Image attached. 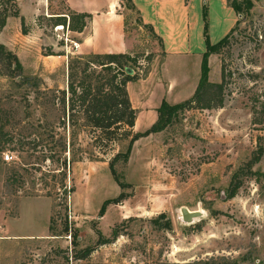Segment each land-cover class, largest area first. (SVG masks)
Segmentation results:
<instances>
[{
  "label": "rangeland",
  "instance_id": "rangeland-1",
  "mask_svg": "<svg viewBox=\"0 0 264 264\" xmlns=\"http://www.w3.org/2000/svg\"><path fill=\"white\" fill-rule=\"evenodd\" d=\"M67 1L85 8L96 2ZM162 1L132 0L135 8L120 3L122 28L141 46L131 54L137 76L157 53L138 15L158 19ZM166 1L168 19H188L191 36L202 28L204 35L206 21L207 36L216 42L233 19L221 0ZM226 1L243 6L208 69L209 81L222 82L221 106L176 112L161 132L135 140L128 160L114 163L123 188L108 162L128 140L110 149L94 146L83 108L68 99L66 65L57 69L54 59L45 64L40 57L61 48L69 50L68 60L89 53L76 52L71 42L76 38L64 0H53L50 12L69 13L68 20L37 15L24 20L26 33L21 21L18 27L9 21L22 52L19 68L0 53V264H65L69 230L73 252L88 251L77 264H222V258L264 264V154L251 166L255 174L239 172L234 180L240 186L228 195L233 174L247 167L258 145L264 148V0H247L249 7L246 0ZM15 10L19 14L17 0H0V20L8 14L4 25L19 17ZM100 18L114 40L115 20ZM4 152L13 158L5 161ZM121 192L126 198L119 204L104 205ZM182 207L202 214L184 222ZM160 213L165 216L155 223Z\"/></svg>",
  "mask_w": 264,
  "mask_h": 264
},
{
  "label": "crops",
  "instance_id": "crops-1",
  "mask_svg": "<svg viewBox=\"0 0 264 264\" xmlns=\"http://www.w3.org/2000/svg\"><path fill=\"white\" fill-rule=\"evenodd\" d=\"M121 1L122 0H96V2H94L95 4L92 3L85 8L79 5L71 7L69 1L64 0L70 13L86 12L91 15L90 18L86 20V25L81 31L69 29L75 35V41L78 43L76 52H79L81 49L85 52L93 53L133 54L138 48H141V46H139L140 44L122 28L124 24V15L119 10ZM221 1L220 6L222 4L224 9L233 13V19H231L230 23L226 20L223 24L224 28L220 29V32H225L226 35L233 27L238 16L226 0ZM52 2L53 0H17L19 15L23 16L24 20L26 22L28 21V23L34 21V17L37 15H44L46 17L54 15L58 16V18L63 16L65 20L66 18L68 20L69 13L55 12L51 14L50 8ZM104 2H106L105 6H103ZM167 3L168 1L166 0L158 2L159 7L164 10L165 15L163 14L162 16L161 13V17L159 16L156 20L140 16L138 15V9L135 10L142 25L144 26V24H146L151 26V34L147 35V39L153 44L152 52H157L152 57L147 72L134 80L128 81L126 84L131 105L136 110V118L133 126L135 132L143 131L151 126L157 118L156 108L163 99L169 104H174L180 102L182 97H190L201 77L203 54L207 50L203 28L199 33L197 31L194 36H191V34L189 35L188 29L190 22L188 19L184 18L178 21L168 19V15L172 14L168 11ZM131 4L134 8L136 7L132 0ZM100 17H105L107 19L104 24L108 22L110 24V20H115L114 24L117 30L114 40L106 30H102L103 23ZM11 19L14 20L17 27L20 23L19 17H8L6 19V24L0 32V42L4 43L8 49L17 55V57H20L22 50L18 48L13 41V36L10 35L9 21ZM60 24L61 23L58 25ZM208 42L210 44L216 43L209 39V37ZM55 53L58 54L40 55V57L45 64L50 61V59H54L57 65L56 68H62L61 70H64L65 65L67 67L69 50L61 48L60 51H56ZM215 57L216 53L211 52L208 54V69ZM26 236L30 239L33 238L30 237L32 235ZM21 245L22 244L19 243L15 246L18 247Z\"/></svg>",
  "mask_w": 264,
  "mask_h": 264
},
{
  "label": "trees",
  "instance_id": "trees-1",
  "mask_svg": "<svg viewBox=\"0 0 264 264\" xmlns=\"http://www.w3.org/2000/svg\"><path fill=\"white\" fill-rule=\"evenodd\" d=\"M131 3V0H126ZM247 7L250 2L246 0ZM244 4V2H242ZM236 14L242 9L241 2H232L229 4ZM13 15L19 16L21 21V29L26 33L25 22L23 16L18 14L15 10ZM8 14L5 12L0 20V29L5 23V18ZM90 14L86 12H72L69 19L68 27L71 30L81 31L86 25V20L90 18ZM63 17V16H62ZM206 19V17H205ZM205 22L204 36L207 43V50L203 54L201 65V77L193 92V94L184 101L169 104L164 99L156 108L157 118L150 127L144 131L135 132L133 130L134 121L136 118V110L132 107L126 84L128 81L136 79L138 76L134 71L132 65L136 62V56L128 53H93L89 52L84 55H76L70 57L67 63L68 69V99L71 101V106L74 107L76 102L83 108L84 119L87 125L93 131L90 136L92 144L98 148H109L114 144H118L123 140H128V145L125 151L116 152L111 159H109L108 167L111 174L114 176L118 185L123 188L125 184L118 179L115 173L114 163L120 159L127 161L132 144L140 137L146 136L150 133L162 131L169 123V120L176 112H182L191 108H212L214 106H221L223 98L221 95L222 82H211L208 80V63L207 56L209 53H217L220 47L228 41L230 31L223 36L215 44L208 42L207 27ZM149 30L150 25L144 24ZM0 53H3L8 58L13 59L14 68H19L20 63L15 54L7 50L5 46L0 43ZM58 54V53H48ZM60 54V53H59ZM150 60L149 54L146 55ZM132 69L133 72H127V69ZM78 72L81 77H78ZM73 109V108H72ZM260 122H264L259 120ZM264 154V148L258 145L257 149L253 152L252 158L247 164V167L240 168L233 174L229 188V196L235 195L240 183L234 180L240 171L255 174L256 171L251 170V166L260 160ZM126 196L121 192L117 196L108 198L104 201L105 204H119ZM101 216V213H100ZM165 214H158L153 220L158 223ZM164 223L170 226L168 220ZM64 230L67 231V225ZM68 232V231H67ZM103 242H108L103 239ZM86 251V250H85ZM88 251L78 255L74 252L76 258L83 259ZM222 264H236L235 261L222 258Z\"/></svg>",
  "mask_w": 264,
  "mask_h": 264
},
{
  "label": "built area",
  "instance_id": "built-area-1",
  "mask_svg": "<svg viewBox=\"0 0 264 264\" xmlns=\"http://www.w3.org/2000/svg\"><path fill=\"white\" fill-rule=\"evenodd\" d=\"M71 42H72V44H73V46L76 48L77 46H78V43L76 42V41H72L71 40ZM13 158V155L11 154V153H9V152H4L3 153V159L5 160V161H9V160H11ZM69 217V219H74V216H72L71 214L68 216ZM71 231L69 230L68 232H67V234L64 236V238L67 240V242H68V247H67V250H68V252H67V257H66V262H65V264H77L78 262H81L82 261V259H80V258H76L75 257V255H74V252H73V250H72V246H71V244H72V241H71Z\"/></svg>",
  "mask_w": 264,
  "mask_h": 264
},
{
  "label": "water",
  "instance_id": "water-1",
  "mask_svg": "<svg viewBox=\"0 0 264 264\" xmlns=\"http://www.w3.org/2000/svg\"><path fill=\"white\" fill-rule=\"evenodd\" d=\"M131 69H127V72H131ZM202 213L198 210L191 211L186 207L181 208V217L184 222H192L194 218L200 216Z\"/></svg>",
  "mask_w": 264,
  "mask_h": 264
},
{
  "label": "bare ground",
  "instance_id": "bare-ground-1",
  "mask_svg": "<svg viewBox=\"0 0 264 264\" xmlns=\"http://www.w3.org/2000/svg\"><path fill=\"white\" fill-rule=\"evenodd\" d=\"M58 29H61V26H60V27L58 26ZM199 212H201V213H202V211H199Z\"/></svg>",
  "mask_w": 264,
  "mask_h": 264
}]
</instances>
